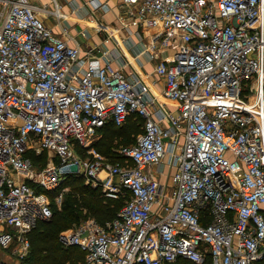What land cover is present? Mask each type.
<instances>
[{
    "label": "built area",
    "instance_id": "built-area-1",
    "mask_svg": "<svg viewBox=\"0 0 264 264\" xmlns=\"http://www.w3.org/2000/svg\"><path fill=\"white\" fill-rule=\"evenodd\" d=\"M121 1V24L150 35L149 55L167 51L154 68L161 95L93 59L94 47L83 59L31 0H0V264L28 255V233L52 217L49 192L62 201L68 174L124 199L105 225L89 218L60 235L87 264H202L208 254L254 264L264 257V0ZM159 97L174 109L163 103L155 118ZM131 115L143 131L122 163L108 161L92 146L98 130ZM42 151L40 168L29 153Z\"/></svg>",
    "mask_w": 264,
    "mask_h": 264
},
{
    "label": "trees",
    "instance_id": "trees-1",
    "mask_svg": "<svg viewBox=\"0 0 264 264\" xmlns=\"http://www.w3.org/2000/svg\"><path fill=\"white\" fill-rule=\"evenodd\" d=\"M143 126L144 119L137 115H131L121 125L109 121L98 130L99 137L92 146L108 161L122 163L123 157L119 154V149L134 144L138 134L143 131ZM76 151L83 157L87 156L86 149L78 144ZM29 154L38 167L41 168L46 164V152L40 155L33 152ZM63 187H68V190L63 194L60 208L54 203L58 190L49 192L52 199V217L40 222L28 233L30 250L22 260L23 264H87L85 253L77 246L64 245L60 235L89 218L105 225L117 216L124 204V199L107 197L101 187L86 183L83 175H66L59 189ZM170 264L196 263L179 258ZM202 264H212L209 254ZM254 264H264V257Z\"/></svg>",
    "mask_w": 264,
    "mask_h": 264
},
{
    "label": "crops",
    "instance_id": "crops-1",
    "mask_svg": "<svg viewBox=\"0 0 264 264\" xmlns=\"http://www.w3.org/2000/svg\"><path fill=\"white\" fill-rule=\"evenodd\" d=\"M31 1L39 8V15L45 24L52 28L56 34L65 35L71 44L78 43L80 45L83 59L87 58L85 52H87L88 48L94 47L93 57L95 58L92 57L93 59H99L101 63L105 62V60L109 61L115 68L121 69L128 77L141 80L148 86L151 94L161 95L164 82L159 75L154 73V68L159 58H163L167 51L161 50L158 52V58H152L147 51L150 35L148 33L143 34L140 27L135 24L130 23L128 26L121 24V21L126 20L127 17L126 7L121 0ZM43 9L53 12L57 11V14L45 12ZM85 10L88 11L86 15L82 12ZM57 15L60 16V20H58L59 17ZM82 15L88 16V19H79L78 16ZM50 17H54L57 20L56 25L52 24ZM65 19L80 21L83 26L70 30L68 29L70 24L68 23L67 25ZM64 28L65 31L63 32ZM83 32L86 33L85 36L81 34ZM163 103L166 104L168 109H174L172 103L166 102L162 97H159L151 106V111L155 118L158 116V110ZM162 124L167 125L168 122L163 120ZM171 173L172 169H169L167 164H164V174L161 180L164 181L169 178Z\"/></svg>",
    "mask_w": 264,
    "mask_h": 264
},
{
    "label": "rangeland",
    "instance_id": "rangeland-1",
    "mask_svg": "<svg viewBox=\"0 0 264 264\" xmlns=\"http://www.w3.org/2000/svg\"><path fill=\"white\" fill-rule=\"evenodd\" d=\"M83 10V9H82ZM85 15L87 14V12L88 11H82ZM81 12V13H82ZM78 18L79 19H81V20H84V19H88V16H78ZM77 18V19H78ZM61 19V18H60ZM60 19H58V20H60ZM50 20H51V22H52V24H54V25H56L57 24V20L56 19H54V17H50ZM62 20H63V18H62ZM59 22H61V21H59ZM65 22H66V24L68 25V23L70 24L69 26H68V29H73V28H77L78 26H83V23L81 22L80 23V21H72V20H66L65 19ZM62 25V24H61ZM64 25V24H63ZM63 27V26H62ZM83 29V28H82ZM81 29V30H82ZM94 29H96V28H94ZM63 31H65V28L63 29ZM78 33V32H77ZM83 36H85L86 35V33L85 32H83V33H81ZM62 35V34H61ZM88 39H92V38H88ZM87 39V41H89ZM130 146V145H129ZM43 152H46V157H47V161H46V164L44 165V166H47L48 165V158H49V156H50V152H48V151H42L41 152V154L43 153ZM119 154H120V149H119ZM168 159H169V156L168 155H166V157L164 158V160H162V162L164 161V163H167V161H168ZM168 166V165H167ZM171 169V168H170ZM169 186H171V178H170V183H169ZM63 201V200H62ZM62 201H60V202H58L57 204L55 203V205L58 207V208H60L61 207V205H62ZM0 256H1V258L2 259H4L5 261L6 260H8L9 258L7 257V255H5V254H3V253H1L0 254ZM9 264H23L22 263V260L20 261V260H18V259H16V258H14L13 260H9Z\"/></svg>",
    "mask_w": 264,
    "mask_h": 264
},
{
    "label": "bare ground",
    "instance_id": "bare-ground-1",
    "mask_svg": "<svg viewBox=\"0 0 264 264\" xmlns=\"http://www.w3.org/2000/svg\"><path fill=\"white\" fill-rule=\"evenodd\" d=\"M55 14H57V12H55ZM57 17H60V16L57 15Z\"/></svg>",
    "mask_w": 264,
    "mask_h": 264
}]
</instances>
